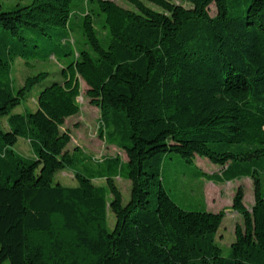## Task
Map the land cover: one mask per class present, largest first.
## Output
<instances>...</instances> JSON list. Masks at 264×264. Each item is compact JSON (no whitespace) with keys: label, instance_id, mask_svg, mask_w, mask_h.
Listing matches in <instances>:
<instances>
[{"label":"trees","instance_id":"trees-1","mask_svg":"<svg viewBox=\"0 0 264 264\" xmlns=\"http://www.w3.org/2000/svg\"><path fill=\"white\" fill-rule=\"evenodd\" d=\"M127 1L134 9L86 0L96 9L79 16L75 0L0 5V264H264V0H148L160 11ZM53 57L61 79L44 86L36 110L15 112L50 75L18 87L15 61L36 69ZM81 79L100 135L126 161L76 168L72 132L62 128L81 111ZM20 137L32 156L14 149ZM172 153L218 164L221 172L200 171L216 183L253 180L251 209L242 186L233 199L242 222L228 256L216 241L225 212L184 209L168 192L162 171ZM65 169L76 186L54 183ZM118 176L131 181L127 204Z\"/></svg>","mask_w":264,"mask_h":264},{"label":"rangeland","instance_id":"rangeland-1","mask_svg":"<svg viewBox=\"0 0 264 264\" xmlns=\"http://www.w3.org/2000/svg\"><path fill=\"white\" fill-rule=\"evenodd\" d=\"M31 0H0V5L4 8L15 6L17 3H27ZM119 5L134 9V6L127 0H115ZM149 7L160 11V7L156 4L143 0ZM177 4L190 6L185 0H172ZM94 8V4H88L86 0H75L74 12L79 16L83 10ZM98 10V9H97ZM210 12L215 15L217 10L215 5H211ZM98 13V11H97ZM76 16L72 18L73 23L76 21ZM96 20V28L101 37L105 36L106 30L102 29L100 19H104L102 15L100 18L94 12ZM73 39L76 42L77 49L84 47V38L80 28H76L73 33ZM15 67V84L20 86L24 83V79L28 75H34L41 70L50 73L49 78L43 83L38 84L29 94L22 105L15 109V112H26L29 110L37 109V99L40 91L50 83L61 79V68L58 60L53 57L49 62L36 63L34 69L29 67L22 59H17L14 63ZM81 92L79 97L81 104V111L67 119L62 129H69L72 132V141L68 146V150L74 153L78 158L76 168L83 171L84 167L88 169H98L99 164L103 163L106 158L120 156L123 161L127 160V155L124 150L116 145L106 142L100 135V110L90 103L86 95L87 85L81 79ZM3 127L8 129L6 118L2 120ZM14 149L24 155L32 156V148L28 140L20 137L15 144ZM222 170L218 164L213 163L206 157L197 156L193 164L184 162L176 153H172L168 159H165L162 171L166 188L171 194L172 198L184 209L187 210H207L211 212L224 211L225 217L223 224L219 229L216 241L222 248L223 255L228 256L231 252V244L235 241V227L238 223L242 222L241 215L232 209L233 199L237 189L242 186L244 189V203L249 209L255 202L253 180L250 177L232 180L226 183H216L215 181L208 180L200 174V171L206 173H217ZM61 183L67 186H76L77 179L75 173L70 169L61 170L56 173L54 183ZM94 182L98 185H107L105 178L95 179ZM115 183L122 192L123 204H127L131 196V181L123 178L116 177ZM111 198V195L109 196ZM116 223V216L112 210H108L107 226L109 230H113Z\"/></svg>","mask_w":264,"mask_h":264},{"label":"crops","instance_id":"crops-1","mask_svg":"<svg viewBox=\"0 0 264 264\" xmlns=\"http://www.w3.org/2000/svg\"><path fill=\"white\" fill-rule=\"evenodd\" d=\"M221 172V171H220ZM254 204V203H253ZM247 206V205H246ZM223 224V223H222ZM222 226V225H221ZM221 228V227H220Z\"/></svg>","mask_w":264,"mask_h":264}]
</instances>
